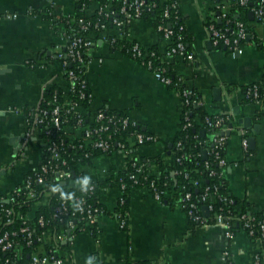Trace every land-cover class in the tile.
<instances>
[{
    "label": "crops",
    "instance_id": "crops-1",
    "mask_svg": "<svg viewBox=\"0 0 264 264\" xmlns=\"http://www.w3.org/2000/svg\"><path fill=\"white\" fill-rule=\"evenodd\" d=\"M96 6L97 2L92 3L87 14ZM180 7L196 58L194 62L178 57L166 61L174 73L199 91L209 113H230L236 126L246 131L248 152L241 134L234 131L230 135L225 176L232 195L247 202L252 211L264 213V97L249 102L236 89L263 78L264 50L251 38L240 54L214 47L207 28L213 16L212 3L181 0ZM79 8V0H0V197L9 196L45 157L42 138L25 137L24 110L36 107L49 88L59 87L65 93L69 89L56 57L67 40L44 13L50 9L56 17L72 16L79 14ZM12 14L17 16H8ZM250 20L264 40V22L255 16ZM130 32L145 47L158 45L164 51L168 45L151 19L134 21ZM89 58L86 76L93 93L90 109L127 112L158 138L133 148L132 157L148 162L159 156L170 161L169 144L182 118L180 94L137 60L112 51L106 42L99 41ZM216 88H220L219 97ZM127 158L119 151L98 155L93 165L80 168V184L111 180L128 166ZM150 166L153 171L158 167ZM120 194L113 183L102 189L100 202L108 212L99 217L100 232L94 235L83 230L72 239L62 240L67 247L58 246V250L64 264H221V254L228 246L234 264H255L259 242L245 229H238L229 240L221 224L193 228L178 203L159 202L145 188L129 192V219L122 227L113 214Z\"/></svg>",
    "mask_w": 264,
    "mask_h": 264
},
{
    "label": "built area",
    "instance_id": "built-area-1",
    "mask_svg": "<svg viewBox=\"0 0 264 264\" xmlns=\"http://www.w3.org/2000/svg\"><path fill=\"white\" fill-rule=\"evenodd\" d=\"M114 1L117 0H106L103 4L99 1H92V3L97 2V6L91 14L97 13L100 17L99 20L94 24L89 20L85 21V17L91 14H85L84 12L79 16L81 25L78 27L73 26L70 19H67L70 16L56 17L50 9L45 12L47 15L52 16L49 20L62 30V35L67 40L66 45L64 48H61L56 57L60 60L65 79L69 82V89L65 93L61 88L55 87L51 95L48 98L43 96L36 107L24 110L25 137L26 139L34 136L41 137L45 157L39 167L27 174L23 182L9 196H1L0 199L13 200L14 193L23 187L28 190V197H33L36 195L35 188L44 186L46 182L65 181L66 185L69 184L70 187L77 186L82 188V191L76 197L74 203L71 204L66 199H62L54 209V220L60 223L67 221V234H54L52 228L46 229V221L43 217L39 218L38 222L45 229L37 233L30 223L32 218L29 216V213H18L14 216L10 208H3L0 205V224L4 220L10 223L12 216L20 223L19 230L5 229L0 234V252L17 251L14 256L0 259V264H64L58 246L53 247V245L46 252L42 250L27 252L28 260H24L22 257L23 252H18V247L23 245L21 241L17 240L20 234H23L24 244L30 247L44 240L50 242L54 239L55 243H57L67 237V239H72L76 233L83 230H90L92 233L94 230H97V233L100 232L98 220L105 213V209L89 201V196L95 191L98 181L80 184L79 180L74 179V170H72V166L69 163V157H71L70 150L72 149L86 150L87 157L94 150H99L102 154H111L117 151L122 152L128 157V163L129 161L132 162L135 173H130L128 178L134 180L135 184H142L140 188L149 190L155 200L159 202H176L186 213L190 222L200 223L201 227L216 223L221 224L226 228L229 240H232L235 236V232L232 230V221L235 218L231 208L225 210L224 207H220L219 210H215L213 204L207 205L209 212L214 211L213 215L216 218L214 223H210L204 211L200 210V202L207 200L210 186H206L204 193L199 198H196L192 191L187 189L186 185H182L179 187V190H176L175 179L171 181L169 179L161 180L160 176H158L159 167H157L158 165L154 159H149L146 166L145 163L137 160L134 161L131 150L157 142L158 138L155 134L141 130L140 122L125 111L102 107L87 115V110L83 109V103L91 105L93 101V93L90 89L86 71L90 61V52L95 48L97 41L106 42L110 48H115V51L137 60L144 67L151 70L166 86L173 84V90L180 94L181 99L184 98L180 121L182 124H180L178 130H185L194 125V120L191 119L189 112L184 109L183 103L189 104L191 102L189 97L192 95L193 102L196 104L204 103L198 93L194 91V87L187 84L183 76H179L178 80L173 83V80L164 74V68L159 67L154 69L153 61L148 56L154 55L155 51L150 50L149 47H145L141 42L131 37L130 25L136 20L144 19V13L156 7V3H151L148 0H118L119 6L114 8ZM161 1L164 3L166 17L174 16L175 22L176 17H179L181 12V0ZM208 1L212 3L213 7H225V5L221 6L220 3H216L214 0ZM239 2L241 5H248L255 18L264 22V0H258L256 3H251L250 5L248 4L249 0H239ZM92 3L87 5V2L84 1L80 4V7L88 12ZM8 16L15 17L17 14ZM222 17H225V14L216 16L213 14L207 24L213 46L228 49L229 52L234 54L242 53L249 36L247 23L243 20L235 19L232 26H218L216 20ZM101 18L111 19V23L114 24L113 30H109L106 23L101 22ZM149 19L154 20L152 16ZM126 25L129 26L126 28ZM155 28L158 34L162 35V39L168 42L166 49L162 51L163 60L166 61L167 58L178 57L188 62L195 61L194 52L186 50L183 37L179 35L176 39L175 30L172 29L171 22L161 18ZM183 28V26L180 27V29ZM122 39L129 41L130 45L116 47V44ZM243 94L245 98H258L260 93L258 87L255 86ZM232 118L230 113L208 112L204 122L200 119H195L204 128L213 130L209 139V141L213 142V146L209 148L208 152L215 157L219 166L222 167L221 173L223 175H225L226 167L229 165L226 151L232 132L237 131L243 136L242 144L246 152H248L246 131L241 127H237L235 120H233L234 118ZM70 133H74V135L70 136ZM118 135L122 136L117 140ZM76 138L78 139V143L72 142L68 144L70 140L72 141ZM206 142L204 141V143ZM178 148L181 149L180 143H178ZM184 156V154L180 156H176L175 154L166 163L174 166L176 163H181ZM151 164L157 167L156 171L152 170ZM120 172L115 173L114 177ZM137 173L142 176V180L137 179ZM214 173L215 171L211 172V174ZM119 181H121V184L117 186L121 194L118 198V203H124V190L127 185L123 178ZM195 184L199 185L203 184V182L195 181ZM48 197L49 193L46 192L44 198L38 203L44 200L47 202ZM222 200L233 203V199L228 200L226 197H223ZM76 219L84 220V224L80 227L79 231H76L78 228ZM117 219L122 227L126 226L127 220L123 214H118ZM241 220L242 228L248 232L250 237L253 238L255 236L256 227L259 229L260 236L254 239L259 242V248L254 255V263L264 264V218L256 220L254 217L250 218L246 214H242ZM52 241L50 242L51 244ZM221 264H234L230 246L226 247L222 252Z\"/></svg>",
    "mask_w": 264,
    "mask_h": 264
},
{
    "label": "trees",
    "instance_id": "trees-1",
    "mask_svg": "<svg viewBox=\"0 0 264 264\" xmlns=\"http://www.w3.org/2000/svg\"><path fill=\"white\" fill-rule=\"evenodd\" d=\"M86 1L87 5H90L92 1H99L101 4L105 3L106 0H79V5ZM149 2L156 3V7H154L151 11L145 12L143 15L144 19H149L150 16L154 18V24L155 26L157 23H159V20L165 19L168 22L172 23V29L175 30L176 39L178 36L183 37V42L185 45V48L187 51L191 50V40L192 35L189 33L186 27V20L185 16L183 15L182 11L179 14V17H176V20L174 22V16L166 17L165 11H164V3L161 0H148ZM258 0H249L248 4L256 3ZM216 3H220L221 6H224V8H216L211 7V10L213 14L216 15H222L225 14V17H222L219 20H216L218 26H232L234 24L235 19L243 20L247 23L248 27V33L252 39V41L255 43V45L261 49L264 50V40L258 37L255 30L251 26L252 21L250 20L249 14L251 13V8L248 5H241L239 0H214ZM119 6V1L113 2V7L117 8ZM79 14L70 16V22L73 24V26H79L81 25V22L79 21L80 14H85L87 11L83 10L81 7L78 9ZM44 13V12H43ZM173 15V13H171ZM44 16L47 19H50L52 16L47 15L44 13ZM99 16L96 14H91L85 17V21L89 20L93 24L99 20ZM257 19V18H255ZM101 22L106 23V26L109 30H113L114 24L111 23V19H102ZM258 20V19H257ZM260 21V20H258ZM126 25L125 27L127 28ZM183 26V29H180V27ZM93 30V29H92ZM99 34V33H98ZM162 37V35L160 34ZM99 41L96 42V46ZM118 46H128L130 45L129 41L122 39L119 40V42L116 44ZM112 51H115V48H111ZM150 50L155 51L154 55H149L148 58L153 61L154 69L155 68H164L165 72L164 74L169 76L173 83L178 80L179 76L174 73V71L171 68V64L165 60H163V53L158 45H154L150 47ZM226 50V49H225ZM227 51H229L227 49ZM60 61V60H59ZM255 86L259 89V97L258 98H245L249 102H258L260 99L264 97V76L263 78L258 82H253L251 84L237 87L236 89L241 90L243 93H247V91L250 88H254ZM170 89L173 88V84L168 86ZM53 87L46 90L44 93V97L48 98L51 93L53 92ZM194 91L198 93L200 98L202 99V95L199 93V91L194 88ZM191 99V102L189 104L183 103V107L185 110H187L190 114L191 119L194 120V125L188 129L185 130H178L175 139L172 142V147L170 149V156L176 154V156L185 155L182 158L181 163H176V165H171L169 163H166L164 159H162L159 156H155L152 159L156 161L158 167H159V178L161 180H167L170 181L175 179L176 180V190H179V187L182 185H186L188 190H191L192 193L196 198H199L203 193L206 186H210V192L207 200L205 202H200V210L203 212V208L209 204L214 205L215 210H219L220 207H224L225 210L228 208H231L233 210L234 214V220L232 221V230L236 232L238 229L242 228V220L241 215L246 214L247 216L254 217L256 220H261L264 218V213H258L251 210V206L245 202L241 201L240 199H237L234 195L230 193L229 190V181L227 180L226 176L223 175L222 167L219 166L218 161L215 159V157L211 154H209L208 150L213 146V142L209 141L210 134L213 133L212 129L204 128V126L200 125L195 121V119H200L201 121H205L206 116L208 114V111L206 110V107L204 103L202 104H196L193 102V95L189 97ZM184 98L182 99V101ZM83 109L87 110L86 114L89 115L92 114V110L90 109V106L88 103H83ZM233 119V118H232ZM231 119V120H232ZM234 120V119H233ZM180 124H182L180 122ZM179 124V126H180ZM141 130L146 131L143 129V127H140ZM204 131V133H202ZM122 135L117 136V140L121 138ZM69 141V140H68ZM204 141H207L204 143ZM78 143V139L70 140L68 144L71 143ZM178 143L181 144V149L178 148ZM133 150V149H132ZM131 150V151H132ZM71 157H69V163L72 166V170H74V179L79 180L82 179V176L80 175V166L81 165H93L95 158L102 154L99 150L92 151V154L90 156H86V150H78V149H72L70 150ZM190 154V155H189ZM137 160L141 163H145V166L147 164L146 161H142L140 159L134 158V161ZM209 163V164H207ZM212 171H215L214 174H211ZM134 173V169L132 167V162L129 161L127 169L121 171L117 176L112 178L108 181H102L97 182L95 191L91 193L89 196V201L93 204H96L97 206H102L105 209V213L108 212L107 208L100 202V195L102 192V189L106 187L109 183H113L116 185L121 184V178L124 179L126 182V188L124 190L125 195V202L124 203H118L113 214L117 218L118 214H123L124 217H126L127 223L129 219V192L133 188H140L142 187V184H135L134 180L129 179L130 173ZM186 175V176H185ZM137 179L142 180V176L140 174H136ZM195 181H202L203 184L196 185ZM82 188H79L77 186L70 187L69 184L62 185L60 181L57 182H46L44 186L35 188V196L28 197V190L23 187L18 192L14 193V199L13 200H7L6 198L0 201V205L3 206V208H10L13 211V215H17L18 213L27 214L30 212H33L34 215L31 216L30 223L33 225L37 233H40L43 229L39 224V218L43 217L46 221V229L52 228L54 234L59 233H68V227H67V221L65 222H58L57 220L53 219V213L55 207L60 203L62 199H66L69 203H74V200L77 196L81 194ZM49 193L48 200L45 204L38 206L37 208L34 207L39 201H41L45 193ZM223 197H226L228 200L233 199V203L225 202L222 200ZM35 210V211H34ZM214 211L209 212L207 215V219L210 223H214L216 218L213 215ZM12 216V221L8 223L6 220H4L0 224V234L5 229L10 230H19L20 223L16 219H14ZM78 228L76 231L80 230V227L83 226L84 220L76 219ZM193 228H200L201 224L197 222H191ZM127 226V224H126ZM125 226V227H126ZM256 233L253 239H257L259 234V229L256 227ZM94 235L97 234V230H94ZM17 240L21 241L23 245L19 246L18 252H23V259L28 260V253L27 252H34L38 250H42L43 252L48 251V249L53 245L54 246H62L63 248L67 247V244H63L62 241L55 243L54 239L52 241V244L47 240H44L43 242H38L33 244V246H26L23 241V234L18 235ZM15 252H0V259L7 258L8 256H14ZM125 264H144V262L134 263V262H126ZM153 264V263H152Z\"/></svg>",
    "mask_w": 264,
    "mask_h": 264
},
{
    "label": "water",
    "instance_id": "water-1",
    "mask_svg": "<svg viewBox=\"0 0 264 264\" xmlns=\"http://www.w3.org/2000/svg\"><path fill=\"white\" fill-rule=\"evenodd\" d=\"M249 16H250V18L251 19H254V14L251 12L250 14H249ZM250 35L247 37V39H248V41H250ZM215 92H216V95H217V97H219L220 95V88H216L215 89ZM202 133H204V131H202ZM252 140V139H251ZM171 147H172V143H170L169 144V148L171 149ZM169 153H170V151H169ZM61 184L62 185H66V182L65 181H62L61 182ZM203 210H204V213H205V215H208L209 214V211H208V208L205 206L204 208H203Z\"/></svg>",
    "mask_w": 264,
    "mask_h": 264
}]
</instances>
